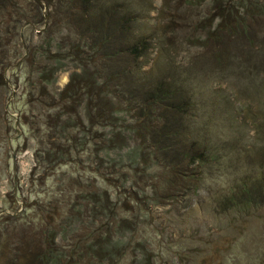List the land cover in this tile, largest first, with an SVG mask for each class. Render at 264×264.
<instances>
[{
  "label": "rangeland",
  "instance_id": "rangeland-1",
  "mask_svg": "<svg viewBox=\"0 0 264 264\" xmlns=\"http://www.w3.org/2000/svg\"><path fill=\"white\" fill-rule=\"evenodd\" d=\"M252 1L257 3L250 11L254 20L246 16L245 23L264 27V0ZM230 5L228 0L221 2L219 9L215 8L214 0H90L88 10H94L97 28L84 36L83 43L88 42V45L82 43L81 48L73 47L75 53L72 55L69 41H75L79 34L69 30L73 17L67 16L65 10L72 8L71 0H0V60L6 63L0 62V112H3L0 140L12 150L10 155L6 152L0 155L3 158L0 162V211L13 213L20 208L18 212H21L23 195L33 203L37 198H46L48 190L62 183L73 187L79 199L74 202L67 198L54 217L57 223L71 222L73 234L87 232L89 237L100 223L102 209L116 207L118 225L115 232H119L120 223L123 228L124 223L128 228L136 227L135 233L126 229L124 241L136 238L144 244L146 249H138L142 264H264V206L256 210L251 208L244 214L237 211L220 214L215 211L208 192L210 188L189 196H164L159 166L147 173L152 165L149 155L138 160V168L124 165L113 168L109 167V157L102 151L99 139H95V144L90 142L88 149L82 138L81 149L74 150L62 136L68 133H59V140L67 145L54 148L52 158L42 159L47 165L40 166L36 150L46 148L51 152L55 140L51 135L57 129L58 113H71L74 107L68 103L66 109L64 102L65 109L40 105L41 98H51L48 96L51 87H45L37 69L34 78L28 81L32 69L19 61L28 46L40 45L49 50L48 44L54 40L51 49L56 54L57 46H65L58 54L60 58L73 57L79 66L60 69L56 87L61 92L67 90L74 75L77 82H82L89 72L98 80L101 73L105 75L103 67L109 61L107 56L111 51L120 52L124 42L132 43L145 35L150 48L140 62V56L136 54L121 53L125 60L131 61L132 66L142 64V70H149L153 80L160 69L167 72L169 62L180 71L193 69L192 83L195 82L194 86L199 90L195 102L201 108L199 111L193 108L192 116L202 121L218 115L216 121L228 125L233 116L224 114V104L209 105L206 102L210 97L231 94L238 99L236 93L247 88L253 80L260 83L264 78V36L260 35L256 42L241 41L229 25H222L225 22L223 10L230 9ZM246 5L251 7V3ZM35 10L49 14L50 33L42 35L46 21L40 28L26 25ZM77 10L87 9L80 5ZM101 22L104 25L100 26ZM51 54L43 57L46 62ZM241 67H247V75L240 79L238 71ZM104 91V88L94 87L93 93L100 92L104 96ZM124 116L122 110L119 117L124 119ZM71 127L68 131L74 132ZM93 128L96 131L90 125L84 133L88 141L100 131V126ZM215 133L221 136V132ZM128 159L125 158L124 164H128ZM18 182L23 193L21 196L19 192V201L12 206L7 195L10 192L17 194ZM215 183L210 180L208 185L218 192ZM219 183L224 186L226 178L220 175ZM160 188V198H152ZM71 209H74V218ZM80 214L84 216L78 217ZM26 233L21 229L0 231V259L3 251L7 257L11 256L14 243H20L19 240L27 237ZM131 259L132 255L127 254L119 264H130Z\"/></svg>",
  "mask_w": 264,
  "mask_h": 264
},
{
  "label": "trees",
  "instance_id": "trees-1",
  "mask_svg": "<svg viewBox=\"0 0 264 264\" xmlns=\"http://www.w3.org/2000/svg\"><path fill=\"white\" fill-rule=\"evenodd\" d=\"M224 1L214 0L215 8L219 9L221 2ZM71 2L72 8L65 10L67 16L73 17L69 30L79 34L75 41H69L73 55L75 53L73 47L81 48L83 44L88 45V42L83 43L84 36L90 35L97 27L94 25V10H88L90 0ZM228 2L231 3L230 9L223 10L225 22L222 25H229L233 34L241 41L256 42L260 35L264 36L263 26L256 28L248 25V22L245 23L246 16H251L252 6H257L256 2L253 3L252 0ZM246 3H251V7ZM80 5L87 10H77ZM48 15L44 10H35L34 15L29 17L32 18L31 21L27 20L26 25L40 28L46 21L42 35L50 33ZM239 16H242V20H239ZM251 19L254 20L252 16ZM256 20L259 21L258 18ZM102 25L104 23L101 22L100 26ZM139 37L138 41L124 42L125 48L123 47L120 52L111 51V55L107 56L110 57L109 61L103 67L105 75L101 73L98 80L89 72L82 82H77L74 75L67 90L61 92L56 87L60 69L78 68V61L70 56L60 58L58 54L65 47L62 44L55 48L58 54L52 53L54 40L48 44L49 50L40 45L28 46L25 56L22 54L21 59L19 58L20 64L32 69L28 81L34 78L33 74L37 69L40 73L38 77L45 87H51L48 88L50 91L48 96L51 98L44 100L41 98L40 105L67 109L68 103H71L74 107L71 113L62 111L58 113L57 129L51 135L55 138L52 143L54 147L51 152L46 148L36 150L39 165H47L42 159L52 158L54 148L59 149L60 145H67L59 140L58 134L68 133L62 136L74 150L81 149L84 143L82 138L88 149L91 147L90 142L94 141L95 144V139H99L103 145L102 151L106 152L107 158L109 157V167L124 165L138 168L136 165L139 159L151 156L152 165L147 173H150L154 166H159V182L165 190L164 196H189L190 193H201L210 188L208 192L211 193L210 198L217 213L237 211L244 214L251 208L256 210L264 206V78L260 83L253 80L249 83L250 86L247 85V88L236 93L238 99L231 94L210 97L206 102L209 105L224 104V114L233 116L230 124L216 121L218 115L199 121L192 116L193 108L196 111L201 108L197 107L195 102V95L199 90L194 86L195 82L192 83L193 69L180 71L173 62H169L167 72H161L160 69L158 77L153 80V74L149 70H142L144 68L142 64L132 66V62L125 60L121 55L136 54L140 56V62L142 56L149 50L150 44L146 42L145 35ZM18 53L17 50L16 55ZM46 54L47 56L51 54L48 62L43 58ZM135 60V63H138L136 58ZM0 62L4 63L3 60ZM245 69L247 67L239 69L240 79L247 75ZM88 70L89 67L86 68L87 72ZM47 81L49 83H45ZM94 87L104 88L105 95L100 92L93 93ZM33 101L32 98V103ZM63 102L65 108L62 106ZM122 110L125 112L124 119L119 117ZM2 114L1 111V118ZM72 123L74 127L70 126ZM90 125L92 129L94 126H100L98 134L91 137L92 141L86 140L88 137L84 135ZM69 127L75 131L69 132ZM215 132H221V136H217ZM11 151L6 144L2 145L0 140V155L3 152L10 155ZM42 154L44 157L41 158ZM126 157L129 158L128 164H124ZM2 159L0 157V162ZM220 175L226 178L224 186L217 184ZM208 180L216 182L218 192L208 185ZM16 187L17 194L10 192L7 195L12 206L18 203L19 192L21 196L23 193L20 182ZM73 189L60 183L56 188L48 190L46 198H37L33 203L23 195L24 209L21 212H18L20 208L15 209L13 213L0 211V231L21 229L28 232L26 238L19 240L20 243H14L11 256L7 257L6 253L2 252L0 264H119L122 257L127 254L132 255L130 264H142L143 259H140L138 249H146L144 244L136 238L129 242L124 241L126 229H132V233H135L136 227L128 228L124 223L123 228V224L120 223L119 232H115L118 225L115 218L116 207L102 209L100 223L89 237L87 232L73 234L71 222L64 225L57 223L54 217L67 198L73 199L74 202L79 199L78 193ZM154 193L152 198L158 200L160 198L158 193H162L161 188ZM70 213L74 218V209H71ZM83 216L80 214L78 217Z\"/></svg>",
  "mask_w": 264,
  "mask_h": 264
}]
</instances>
